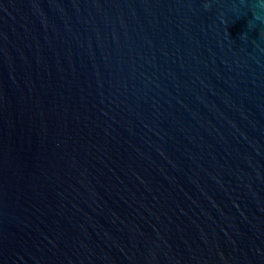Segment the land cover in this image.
I'll return each instance as SVG.
<instances>
[{
    "label": "water",
    "instance_id": "1",
    "mask_svg": "<svg viewBox=\"0 0 264 264\" xmlns=\"http://www.w3.org/2000/svg\"><path fill=\"white\" fill-rule=\"evenodd\" d=\"M0 264H264V0H0Z\"/></svg>",
    "mask_w": 264,
    "mask_h": 264
}]
</instances>
